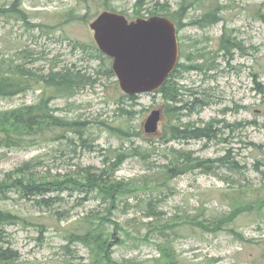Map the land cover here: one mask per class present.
Listing matches in <instances>:
<instances>
[{
    "label": "rangeland",
    "instance_id": "1",
    "mask_svg": "<svg viewBox=\"0 0 264 264\" xmlns=\"http://www.w3.org/2000/svg\"><path fill=\"white\" fill-rule=\"evenodd\" d=\"M137 2L0 0V63L21 65L40 82L0 98V112L50 96L56 115L85 124L81 138L67 133L27 149L0 148V181L31 163L35 179L80 180L91 171L132 186L113 207L95 193L53 192L46 196L50 206L10 193L0 209L22 220L0 228V254L9 258L4 264H89V249L68 237L99 230L100 219L114 243L108 264H166L158 245L178 264H264V0H144L136 8ZM13 4L27 22L9 14ZM106 9L128 21L153 13L175 25L173 81L180 96L170 108L159 94L121 101L125 94L107 71L112 60L98 52L89 28ZM208 12L220 20L206 28L190 25ZM226 38L242 51L232 48L229 55ZM193 66L199 69L184 71ZM64 71L79 77L71 94L41 82ZM155 109L164 114L159 134L145 135L143 123ZM170 126L185 135L168 140ZM198 128H209L211 138H185ZM197 161L208 168L192 169ZM167 169L186 172L168 179ZM233 212L217 230L216 221Z\"/></svg>",
    "mask_w": 264,
    "mask_h": 264
},
{
    "label": "trees",
    "instance_id": "2",
    "mask_svg": "<svg viewBox=\"0 0 264 264\" xmlns=\"http://www.w3.org/2000/svg\"><path fill=\"white\" fill-rule=\"evenodd\" d=\"M144 3V0H138L136 8ZM111 11L112 10H108ZM183 8L180 9L182 12ZM135 12H137L135 10ZM9 14L17 17L19 20L27 22L26 14L17 4H13L10 7ZM179 15V13H178ZM156 16L150 14V17ZM172 21H177V18H171ZM179 20V19H178ZM219 17L212 12L206 13L204 16L192 21L191 26H200L206 28L209 25L215 24L219 21ZM229 38H226L223 49L229 53L232 48L242 51V47L236 43L231 44ZM95 51V48L92 49ZM99 52V51H98ZM1 62V61H0ZM177 68V66H176ZM175 68V70H176ZM198 66L189 67L184 71L198 70ZM174 70V71H175ZM108 74L114 76L113 72L108 69ZM173 73L166 80L164 85L154 94L162 96L166 102V106L170 108L171 104L178 101L179 90L177 83L173 81ZM28 71L24 70L21 65L14 66L12 63L4 61L0 63V98L14 97L23 94L31 87V81L35 84H39L36 79L29 74H24ZM55 73L47 78H44L43 85L45 87H51L58 93H73L76 89L77 79L79 77H70L69 72ZM136 96L123 95L122 102L130 101L134 103ZM53 97L42 98L39 103L33 106H24L18 109L0 112V148L4 149H27L34 145H37L40 141L46 140L48 136L53 141L62 140L67 133L78 134L79 138L85 130V124L79 121L67 120L64 117L55 114V109L50 106ZM172 110V109H171ZM123 116L130 117L131 112L122 110ZM179 129L170 126L166 133L170 139H176L179 136ZM185 135V132H181L180 135ZM187 137L183 138L191 140H201L211 138V132L209 128L203 129H188ZM122 159H118L113 164V171H116L122 163ZM191 164V163H190ZM208 168L206 161H197L192 165V169ZM31 163H26L14 171L5 175L4 179L0 181V200H5L6 196L10 193L17 194L21 199L32 200L35 199L41 204L50 206L52 199H46V196L53 192H62L69 190L70 193L78 192L81 194L95 193L103 197L105 200L110 201V206H115L121 196L132 192V186L130 183L124 181L113 180L109 175L104 172L92 173L86 171L80 180H53L46 181L35 179L31 173ZM186 170L174 173L173 169H167L165 176L168 179L176 178L177 176L185 173ZM236 213H230L223 219H219L215 223L217 230L221 229L223 224H228L235 218ZM22 218L18 215L0 209V228L12 225L16 221H21ZM101 227L98 230L97 227L84 228L81 233H72L69 235V241H77L86 246L92 256V261L89 264H108L111 262V248L113 242L107 232L103 230V219L99 220ZM195 226L202 228L208 232H214L211 227L203 224L200 221H196ZM1 249V248H0ZM158 249L166 264H178L175 258V254L167 247L158 245ZM9 261L7 255L0 254V264H4Z\"/></svg>",
    "mask_w": 264,
    "mask_h": 264
},
{
    "label": "water",
    "instance_id": "3",
    "mask_svg": "<svg viewBox=\"0 0 264 264\" xmlns=\"http://www.w3.org/2000/svg\"><path fill=\"white\" fill-rule=\"evenodd\" d=\"M99 51L112 60V71L121 91L129 96L158 91L178 63L174 24L153 16L128 21L114 12L100 13L89 25ZM162 111L150 112L144 133L155 135Z\"/></svg>",
    "mask_w": 264,
    "mask_h": 264
}]
</instances>
